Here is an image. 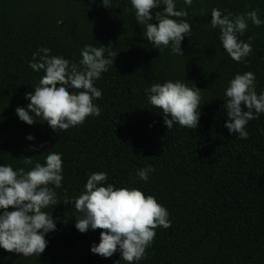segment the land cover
I'll return each instance as SVG.
<instances>
[{
    "label": "trees",
    "instance_id": "1",
    "mask_svg": "<svg viewBox=\"0 0 264 264\" xmlns=\"http://www.w3.org/2000/svg\"><path fill=\"white\" fill-rule=\"evenodd\" d=\"M174 2L191 25L181 41L183 56L173 54L171 44L155 48L147 41L131 0H110L111 8L102 0H0V166L29 171L53 152L63 160L62 186L49 185L60 202L43 210L56 225L45 234L46 249L24 257L0 248V264H127L119 251L110 258L91 252L100 229L81 233L75 227L80 213L74 200L95 172L108 174L103 186L139 189L167 209L170 227L156 228L144 258L133 264H264V113L247 123V139L224 127V93L236 74L253 73L257 95L264 93V23L248 20L238 38L253 37V51L239 63L210 24L213 8L233 16L256 11L264 21V0ZM148 23H158L155 13ZM86 45L117 52L94 81L102 92L93 101L100 115L62 132L39 119L21 121L15 110H27L26 94L44 75L29 67L33 54L39 61V50L48 48L50 57L79 65ZM167 81L201 90L196 129L176 122L167 129L162 110L149 103L145 90ZM26 157L32 164L24 163ZM149 165L155 171L141 180L137 172ZM66 198L73 203L65 204Z\"/></svg>",
    "mask_w": 264,
    "mask_h": 264
},
{
    "label": "clouds",
    "instance_id": "2",
    "mask_svg": "<svg viewBox=\"0 0 264 264\" xmlns=\"http://www.w3.org/2000/svg\"><path fill=\"white\" fill-rule=\"evenodd\" d=\"M192 3L193 0H184L187 7ZM102 4L111 8L110 0H102ZM161 5L162 11H155ZM131 6L137 23L146 27L147 41L155 48H167L171 44L172 53L183 56L181 41L190 34L191 25L180 18L187 17V11L177 10L174 0H131ZM153 13L157 24L148 23L153 19ZM248 20L255 26L264 23L256 11L233 16L232 13L222 14L216 8L211 10V27L219 28L223 49L238 63L253 51V37H248V42L238 38L247 31ZM39 51L43 55L36 61L38 53H34L29 67L33 72L43 70L44 75L34 91L26 94L27 110L16 108L19 119L28 125L39 119L47 122L54 131L62 132L83 124L89 116H99L101 109L93 101L99 99L102 92L94 86V81L113 65L117 52L112 51L110 45L107 48L86 45L81 50L82 59L78 65L70 64L60 56L50 57L48 48ZM255 81L251 72L236 74L224 93L228 98L224 127L229 133L238 134L240 139L249 136L245 130L247 123L264 113V93L257 95ZM69 88L78 91L70 92ZM145 91L149 94V103L162 110L167 129H171L174 122L189 129L198 127L200 89L190 88L180 81H167L153 84ZM27 139L33 137L29 135ZM32 162V157L24 159L25 164ZM62 171V155L55 152L46 156L43 165L36 163L29 171L24 168L13 170L11 165L0 166V209L3 210L0 213V248L24 257L39 256L44 252L48 243L45 234L54 231L56 225L52 216L43 210L60 202L49 185L62 186ZM154 171L149 165L140 169L137 175L147 181ZM107 175L106 172L92 173L85 190L75 198L74 207L80 213L75 227L81 233L89 229L101 230L99 243L90 249L92 253L110 258L119 251L123 261L133 264L144 258L147 247L155 238V229L170 227L169 214L155 197L145 196L139 189L115 188L112 184L103 186ZM63 202L72 201L66 198ZM9 208L13 210L9 211Z\"/></svg>",
    "mask_w": 264,
    "mask_h": 264
}]
</instances>
